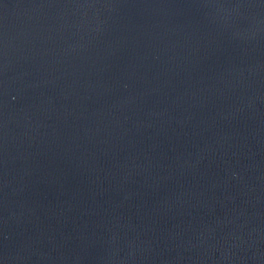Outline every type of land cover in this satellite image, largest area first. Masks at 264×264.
<instances>
[{
  "label": "water",
  "instance_id": "95a60500",
  "mask_svg": "<svg viewBox=\"0 0 264 264\" xmlns=\"http://www.w3.org/2000/svg\"><path fill=\"white\" fill-rule=\"evenodd\" d=\"M0 264H264V0H0Z\"/></svg>",
  "mask_w": 264,
  "mask_h": 264
}]
</instances>
